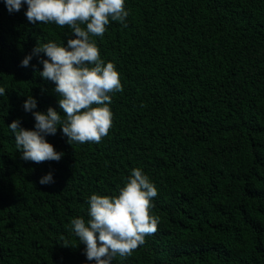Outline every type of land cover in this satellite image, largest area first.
<instances>
[{"label": "trees", "instance_id": "16d2710c", "mask_svg": "<svg viewBox=\"0 0 264 264\" xmlns=\"http://www.w3.org/2000/svg\"><path fill=\"white\" fill-rule=\"evenodd\" d=\"M0 0V264H95L71 230L92 194L115 196L132 169L157 188V231L112 264H264V0H125L124 23L92 37L123 90L100 143L45 139L59 161L21 159L8 125L63 115L37 43L66 46L67 26L31 23ZM63 118V116H62ZM51 173L54 183L39 179Z\"/></svg>", "mask_w": 264, "mask_h": 264}, {"label": "clouds", "instance_id": "9594fccd", "mask_svg": "<svg viewBox=\"0 0 264 264\" xmlns=\"http://www.w3.org/2000/svg\"><path fill=\"white\" fill-rule=\"evenodd\" d=\"M9 13L27 5L25 16L31 23L55 24L71 29L75 38L67 45L55 42L37 43L32 54L21 61L28 67L32 56L43 53V70L39 75L55 84L54 92L63 115L52 107L46 114L33 111L37 102L29 96L23 103L31 112L35 130H26L13 120L9 130L14 134L21 159L39 164L59 161L58 153L45 139L60 127L67 142L100 143L112 127L109 105L112 95L123 90L120 74L112 62H105L92 37H103L111 21L124 23L128 12L125 0H4ZM5 88L0 87V96ZM63 116V118H62ZM41 185L54 183L48 173L39 179ZM157 188L139 168H134L115 196L92 194L88 200V219L73 218L71 230L85 245L87 260L95 264H112L117 256L127 258L145 243V237L157 231L159 218L151 214Z\"/></svg>", "mask_w": 264, "mask_h": 264}]
</instances>
